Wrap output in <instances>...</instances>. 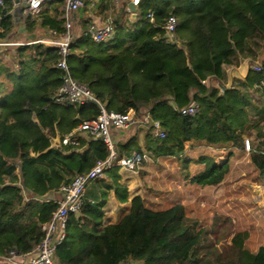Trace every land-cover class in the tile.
<instances>
[{"label":"trees","instance_id":"obj_1","mask_svg":"<svg viewBox=\"0 0 264 264\" xmlns=\"http://www.w3.org/2000/svg\"><path fill=\"white\" fill-rule=\"evenodd\" d=\"M130 1L85 0L75 13L82 33L73 38L67 63L95 101L54 100L63 83L56 66L61 55L40 40L49 30L54 41L65 33L64 0H46L38 12H27V40L14 51L0 47V255L31 253L59 207L53 194L109 156L100 138H81L80 151L56 148L51 140L96 118L102 105L117 112L148 106L165 131L155 136L147 125L144 145L134 135L117 145L118 158L147 150L154 158L177 157L186 168L192 161L187 143L242 150L249 139L250 160L264 180V74L250 68L244 78L230 76L244 60L264 65V0H140L136 19ZM12 5L9 0L0 7V41L13 29ZM90 12L113 23L111 40L91 38L92 18L83 19ZM171 15L178 21L174 41L165 30ZM193 101L197 114L178 111ZM230 157L219 163L200 156L205 169L193 181L220 184L231 170ZM118 170H108L112 182L94 181L80 211L70 214L57 264H119L130 257L144 264H264V244L256 251L247 247L249 230L236 229L230 217L202 225L182 203L156 210L136 195L119 222L104 225L110 192L121 202L129 198Z\"/></svg>","mask_w":264,"mask_h":264},{"label":"built area","instance_id":"obj_2","mask_svg":"<svg viewBox=\"0 0 264 264\" xmlns=\"http://www.w3.org/2000/svg\"><path fill=\"white\" fill-rule=\"evenodd\" d=\"M9 0H0V7L7 4ZM46 0H21L25 12H38ZM66 30L61 39L50 41L51 44L59 48L61 55L57 67L63 71V83L58 89L54 100L59 103L65 101L83 103L85 101H95L87 85L78 82L70 73L67 63V55L71 49V43L76 34L74 30L73 16L76 11L85 5V0H64ZM138 5L140 0H132ZM131 8L128 10L130 11ZM151 20L154 19V12L147 14ZM178 21L173 15L169 16L166 25V36L170 40H175V33ZM88 32L91 38L96 42H106L111 40L115 35V26L111 21L98 23L91 21L88 25ZM6 44V42H0ZM249 68L256 72L264 74V65L259 62H249ZM204 83H207L206 80ZM224 85V84H223ZM226 86L231 87L228 83ZM199 104L196 101L189 105L177 108L183 115H195L199 111ZM151 124L154 129V135L159 137L165 136L159 120H153L150 114V107L143 106L139 109L132 108L125 112L109 111L102 105L101 113L94 119L83 121L77 127L63 136L57 135L52 137V146L63 148L72 146L75 150L80 151L84 147L81 145V138L90 140L91 138H100L105 141L110 148V154L106 159L98 160L95 165L86 173L78 174L72 182L62 185L59 190V197L55 200L59 203L57 211L53 214L51 220L42 226L45 234L43 240L37 244L31 253L19 255L17 251L12 250L8 255H0V264H57L55 252L57 247L62 243L66 235V226L71 213H78L84 203L87 188L91 183L103 176L109 169L118 166L119 169L134 171L145 158L147 152H135L132 155L118 158L117 150L112 138V129H122L137 126H146ZM83 147V148H81ZM245 148L250 150L251 142L245 139ZM50 198V197H49ZM119 264H144L143 261L135 258H127Z\"/></svg>","mask_w":264,"mask_h":264},{"label":"crops","instance_id":"obj_3","mask_svg":"<svg viewBox=\"0 0 264 264\" xmlns=\"http://www.w3.org/2000/svg\"><path fill=\"white\" fill-rule=\"evenodd\" d=\"M13 2V5L9 8V13L12 15L13 19V29L10 32L9 36L6 39L1 40L0 42H6V44H0L1 49H8L10 51H14L15 48L18 45L23 44L27 40V28H26V17H27V12L24 10V6L21 3V0L18 2L17 0H11ZM46 2V1H45ZM76 16V23L74 21L75 25V31L78 36L82 33V25L80 24V20L76 14H74V17ZM89 17L92 18V21H96L100 24L105 23L107 21L106 18L103 16H100L97 14V12H90L88 16H85L83 19H89ZM2 30V29H0ZM38 32H42L41 30H38ZM40 40L41 42H45L48 44H51L50 41H52L54 38V35L52 32L49 30L45 33ZM0 49V50H1ZM2 56V55H1ZM250 61L244 60L239 67H235L230 71V76L231 78H244L248 71H249V66H250ZM230 83V82H229ZM146 126H137V127H130V128H122V129H117L113 128L112 129V138L115 144V147L117 149V145L119 143H126L129 138L132 136L136 135V138H138V142L141 145H144V136H145V130ZM205 152V153H200L199 152ZM243 151V153H241ZM144 152L148 153V157L144 159V161L134 170H123L119 169L118 174L120 176L119 181L122 185L128 188L129 192V198L127 201L121 202L117 199L115 192L112 190L109 194L108 201L106 202L103 210H104V225L112 224V223H117L119 222L122 217L131 209L132 206V200L136 195H141L147 200V205L150 204V201L152 203H160L161 201L158 198L151 199L150 201L144 196V189L146 187L144 177L145 174L148 171V168L153 166L157 167V165L162 164L165 160L173 158L176 160H179V158L174 157V156H167V157H159V158H154L151 155V152L144 150ZM196 154V155H195ZM185 155L188 156L189 158L192 159L189 165H187L186 168H183L180 160L178 163V171L175 173H179L184 180H179V181H184V183L178 184L179 188H175L174 183L171 181L169 182L167 180L166 186L162 187L161 189H158V193L164 192L166 193V198L165 201H169V204L167 206L161 205L162 208H154L156 210L160 209H166L169 208L177 203H182L185 207L186 210L187 208L193 206L191 209L194 212V214H200V212H196L199 210V199L202 196H205L209 191L212 190V187L216 188L219 186L218 185H207V186H201L198 185L193 181V178L196 174L199 172L203 171L205 169V165L203 163L197 162V159L202 156V155H211L215 156L216 160L219 163L225 162L226 158L228 155H230V164H231V172L233 171V162L236 160L240 161L241 159L239 157L245 155L247 158L250 159L249 155V150L245 149H238L236 147H213L209 146L203 143H187L186 147V152ZM253 164V163H252ZM180 165V166H179ZM254 165V164H253ZM256 169V167H255ZM258 172V170L256 169ZM97 180H105L108 182H112V178L108 175V171L101 176ZM174 182L178 179H173ZM189 182V183H188ZM192 186L194 190H196V193L193 195L190 194H185V190H180L181 186H185L186 189L190 188L188 184ZM93 183L90 184L88 187L91 188ZM196 186V189H195ZM87 189V190H88ZM52 195H49L48 197L51 198ZM54 198L59 197V193L56 191L53 194ZM221 196V195H219ZM264 198V195H263ZM188 212V211H187ZM261 245H259L256 249H252L253 251H256ZM1 264H4L1 262Z\"/></svg>","mask_w":264,"mask_h":264},{"label":"rangeland","instance_id":"obj_4","mask_svg":"<svg viewBox=\"0 0 264 264\" xmlns=\"http://www.w3.org/2000/svg\"><path fill=\"white\" fill-rule=\"evenodd\" d=\"M140 21L141 18L137 20V23H132L131 26H138ZM2 57L5 61L11 59L10 53L6 52ZM200 153L205 152L201 151L198 155ZM239 158L240 161L233 162V171L230 170L224 181L218 187H212L211 191L199 199V210L196 212H200V214H194L195 211L191 209L193 206L187 208V214L198 218L202 225H210L217 217H230L236 229L250 231L247 247L252 250L264 244V180L259 178V172L256 171L255 166L247 156L243 155ZM178 163L179 160L170 158L157 167L153 164L148 168L149 172L144 177L146 185L143 190L144 196L149 201L150 198H158L161 201L156 204L150 201L148 207L152 209L162 208L161 205L164 202L163 206L169 204V201H165V190L157 194L158 189L166 186L167 180L172 181L174 185L176 184L175 188H179L178 184L184 183V181H179L184 180V178L179 173H175L178 171ZM173 179L178 180L174 182ZM188 186L190 187L188 189L181 186L180 190H185L184 193L187 195L196 193L190 184Z\"/></svg>","mask_w":264,"mask_h":264},{"label":"water","instance_id":"obj_5","mask_svg":"<svg viewBox=\"0 0 264 264\" xmlns=\"http://www.w3.org/2000/svg\"><path fill=\"white\" fill-rule=\"evenodd\" d=\"M18 2L20 1V0H17ZM129 6H130V8L132 9V11H133V14H132V18L133 19H136V17H137V13H136V5L134 4V2L133 1H130V3H129Z\"/></svg>","mask_w":264,"mask_h":264}]
</instances>
